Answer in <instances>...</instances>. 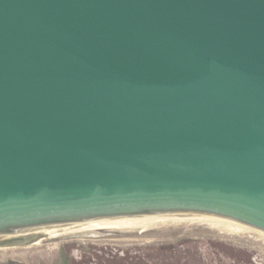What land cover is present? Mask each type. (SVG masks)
Returning a JSON list of instances; mask_svg holds the SVG:
<instances>
[{
	"label": "water",
	"instance_id": "water-1",
	"mask_svg": "<svg viewBox=\"0 0 264 264\" xmlns=\"http://www.w3.org/2000/svg\"><path fill=\"white\" fill-rule=\"evenodd\" d=\"M136 215L264 231V0H0V245Z\"/></svg>",
	"mask_w": 264,
	"mask_h": 264
},
{
	"label": "rangeland",
	"instance_id": "rangeland-1",
	"mask_svg": "<svg viewBox=\"0 0 264 264\" xmlns=\"http://www.w3.org/2000/svg\"><path fill=\"white\" fill-rule=\"evenodd\" d=\"M130 219L96 222L87 229L98 230L89 233H46L0 245V264H264V231L254 227L237 230L232 220L111 224Z\"/></svg>",
	"mask_w": 264,
	"mask_h": 264
},
{
	"label": "bare ground",
	"instance_id": "bare-ground-1",
	"mask_svg": "<svg viewBox=\"0 0 264 264\" xmlns=\"http://www.w3.org/2000/svg\"><path fill=\"white\" fill-rule=\"evenodd\" d=\"M155 217H159V218L155 219ZM124 218H131V219L130 220H121L119 222H115V223H111V224H113V225L114 224H126V225H130V226L148 227L151 225H158L159 223L166 222L169 220L174 221V222L184 221V220H187V221L188 220L189 221H195V220H201L202 221L203 220V221H207L208 223H211L215 226L216 225L219 226L222 223H224L225 220H231V219H227V218H223V217L210 216V215H136V216H123V217L97 218V219H91V220H87V221L75 222V223L64 225V226L57 228V229H55L51 232H48V233L50 235L51 234H53V235L63 234V233H89V232H92L93 230H98V229H87V227L91 226L92 224H94L96 222L113 221V220L124 219ZM231 222H233L235 229H237V230H246V229L249 230V228L251 227L249 225H246V224H243V223H240L237 221L234 222V220H232ZM232 225H230V226H232ZM251 228H253V227H251ZM224 229H225V227H224Z\"/></svg>",
	"mask_w": 264,
	"mask_h": 264
}]
</instances>
